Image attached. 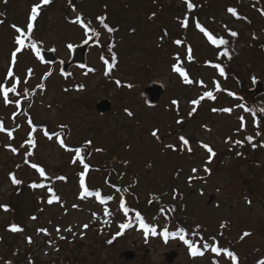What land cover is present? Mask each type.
<instances>
[{
  "label": "rangeland",
  "instance_id": "1",
  "mask_svg": "<svg viewBox=\"0 0 264 264\" xmlns=\"http://www.w3.org/2000/svg\"><path fill=\"white\" fill-rule=\"evenodd\" d=\"M157 2L163 6L162 10L158 9ZM191 2L199 7L198 20L202 27L222 30L227 26L240 33L245 44V49H240V70L248 87L252 86L254 78L263 80L264 56L250 43L254 41L251 37L254 33L261 47L264 45V15L261 14L264 0H238V8L246 16L240 20H234L225 8L237 5L236 0ZM34 3L40 0H0V21H3L0 23V83L4 82L6 69L12 66L11 52L16 47L14 37L17 33L12 25L25 30ZM105 5L109 14L105 22L115 29L111 37L96 19ZM184 8L187 9V5L183 0H84L77 12L85 23L90 21L91 27L100 32L99 45L90 48L84 69L74 67L65 77L60 75L58 64L52 68L43 65L30 50L17 54L13 73L21 81L17 89L19 95L10 93L11 103L6 105L0 94V119L3 120L0 125L15 126L12 138L7 130L0 131V205L9 206L8 211L0 208V264L13 262L15 256L21 260L20 264H213L210 250L203 257L193 258L183 241L174 237L165 239L160 234L166 226L172 228L176 224L165 219L168 214L165 209L164 213L157 212L155 203H149L151 191L160 196L166 194V198L180 208L175 213L185 226L192 221L207 225L215 233L225 222L238 253L249 252L252 258L261 256L264 259V127L260 132L255 128L250 132L262 144L258 152L251 150L244 154V144L235 143L243 139L239 118L244 117L246 128L253 126L254 119L238 107L247 106L238 96L239 83L231 78L224 79L214 68L189 61L183 43H172L175 39L181 40L183 28L179 20L183 18ZM193 11L187 9V39L192 55L199 61L212 60L215 51L197 31ZM155 12L157 16L153 15ZM76 15L66 6L65 0H51L42 5L34 21L33 40L41 42L45 49H55L60 59L68 60V45H78L85 39V30L71 22ZM104 53L110 63L115 53L117 59L112 76L128 82L131 87L118 85L105 75ZM177 54L194 81L192 86L184 85L180 75L172 71ZM29 68L33 69L31 76L27 73ZM90 68L95 71H89ZM151 81L162 83L165 91L157 105L147 107L140 91ZM11 83L9 78L7 86ZM40 83L45 85L43 90L37 88ZM78 85L84 87L78 88ZM217 85L220 89L215 99L202 100L198 109L189 115L197 106L190 101L198 99L205 91L212 92ZM25 89L29 93L27 98L30 97L28 103L22 102ZM225 89H231L233 94ZM17 99L20 110L15 104ZM104 99L111 102V108L101 115L95 105ZM173 100L178 104L173 105ZM259 100L264 104V95ZM24 108L36 123L49 124L52 132L65 125V142L69 147H81L85 140L92 141L85 153V162L91 166L86 184L92 189L100 188L102 197L112 196V200L101 204L95 195L79 198L77 173L83 171V166L79 161L72 162L75 152L61 148L55 136L49 140L44 135L45 129L33 133L34 148L28 144L20 147L32 131L26 120L29 114H24ZM213 108H231V112H214ZM125 109L133 115L128 116ZM14 112L18 124H15ZM177 120L182 123L178 124ZM154 129L158 130L157 137L160 136L162 142L151 135ZM180 136L189 138L188 146L182 144ZM200 142L212 146L220 156L209 163L207 151ZM170 144L175 148H168ZM6 145L17 148V152L13 153ZM189 146L191 152L187 151ZM97 148L103 151L97 152ZM29 150L33 154L25 163V153ZM33 163L44 168L47 179L30 166ZM205 167L210 169V174L204 172ZM193 168L198 172L193 173ZM247 171L253 173L247 174ZM9 173H14L22 183L13 187ZM61 175L66 180L55 179ZM190 176L194 179L189 180ZM39 178L53 187L60 202L47 203L50 196L47 187H29L32 182L38 183ZM133 178L135 183L129 186ZM109 182L113 186L121 185L118 187L121 194L127 193L129 188L134 192L126 198L127 205L143 212L145 221L156 228L157 235L149 233L146 238L138 223L127 220L120 208L121 198L114 194ZM20 186L21 192L14 193ZM172 189L177 191L176 198H171ZM210 196L212 200L208 203ZM105 208L110 215H105ZM33 216L37 219H31ZM13 222L23 231H10ZM122 223L131 226L112 240L121 231ZM84 224L89 227L84 229ZM69 226L72 232L63 231ZM57 227L61 229L59 234ZM38 228H46L48 234L37 232ZM243 229L251 230V234L236 242L233 236ZM27 237L33 242L28 243ZM109 240L112 243H108ZM8 246L18 252L9 253ZM126 251L134 253L132 261L123 260ZM171 252L176 256L168 262L167 254ZM228 259L219 258L221 264H232L231 258Z\"/></svg>",
  "mask_w": 264,
  "mask_h": 264
},
{
  "label": "snow or ice",
  "instance_id": "2",
  "mask_svg": "<svg viewBox=\"0 0 264 264\" xmlns=\"http://www.w3.org/2000/svg\"><path fill=\"white\" fill-rule=\"evenodd\" d=\"M5 2H6V0H5ZM50 2H51V0H40V3H34L31 6L30 13H29L28 18H27V31H25L23 28L15 25V24L12 25L13 29L17 33V35L14 37V44L16 45V47H14V50L11 52V64H12V66H10L7 69V76L4 78V82L0 83V94H2L3 101H4V103L6 105L11 103V101L9 100V93H12V94H15V95H19V93L17 92V88H18V86H19V84L21 82L19 77L15 78L14 82L11 83L10 87L7 86L8 79L14 76L13 66L16 64L17 54L20 53L23 48H32V49L36 48L35 41L33 40V37H32L33 28H34V21L37 20V17H38V15L40 13V9H41L42 5H47ZM183 2L187 5V9L189 11H191L195 7V5L191 2V0H183ZM73 10L75 11V9H73ZM227 11H228V13H230L232 16L236 17L237 19L241 18L238 15L237 10L235 8L229 7L227 9ZM261 14L264 15V11H262ZM0 15H2V14H0ZM153 15H155V14H153ZM96 19L99 21V23L102 25V27L104 29H106L109 33L115 31V29L111 28L107 23H105V20H106L105 16H97ZM71 22L79 24L85 30V34L86 35L88 33H91L92 35L99 36V32H97L95 28L91 27V22L90 21L85 23L84 19L82 18V15L77 14L75 19L73 21H71ZM0 23H3V21H0ZM179 23H180V26L182 28H188L189 20H188L187 15H185V17L182 20H179ZM195 26H196L197 29H199L200 32L204 33V35L208 38V40L213 45L220 46V45H226L228 43V41H226L223 38H219V39L214 38L208 31L205 30L204 27L201 26L199 21L196 22ZM229 31H230V35L232 37H236L238 35V33L235 32V31H231V30H229ZM164 35H167L166 31H165ZM162 39H163V37H162ZM26 41H31V43H27L26 44L25 43ZM174 43L176 45H181L183 43V41L180 40V39H177V40L174 41ZM68 47L72 48L73 46L71 44H69ZM109 51H111V49H109ZM191 51L192 50L189 47L188 48V56H187V59L189 61L192 60ZM221 55L228 56L229 55L228 49L225 48L224 51L221 53ZM37 56H39V52L38 51H37ZM101 59H103V57H101ZM116 59H117L116 55H115V53H113L112 56H111V61H112L111 63H109L107 60L104 61V63L106 64L105 75H108V73L115 66ZM175 60H176V63L172 64V66H171L172 71L175 72V73H178L185 84L194 83V81L189 78L186 70L180 66L181 58H180L179 54L176 55ZM215 67H217L220 70V74L221 75L224 74V70H223V68L220 67L219 64L215 65ZM89 71H95V70L90 68ZM27 73H28V76H31L32 73H33V69H31V68L27 69ZM47 75H49V74H45V76H47ZM24 83H27V80H25ZM116 83L119 85L121 82L119 80H117ZM200 83H203V82L201 81ZM44 87H45L44 83H40V84L37 85V88H39L41 90H43ZM77 87L78 88H83L84 86L83 85H78ZM128 87H131V85H128ZM218 87L219 86L217 85V88ZM28 95H29L28 90L25 89V91L23 93L24 98L27 99ZM206 97L210 98V99H215V97H214V95H213V93L211 91H205L198 99H193V100L190 101V103L192 105H199L200 102L203 99H205ZM15 104H16L17 108H19L20 100L19 99L15 100ZM172 104L176 105V104H178V101L173 100ZM238 107L243 108L244 111H246V112L247 111H251L252 114H253V117L256 116V112H255L254 109L246 108L244 105H238ZM196 110L197 109L195 107H193L192 111L189 112V115H192V113L195 112ZM212 111H214V112H216V111L231 112V108H221V109L213 108ZM262 111H264V110H262ZM125 112H126V114L128 116H132L133 115V113L130 110H128V109H125ZM13 116L14 117L16 116L15 112L13 113ZM239 119H240L241 129H243L245 127L244 117L241 116ZM177 123L180 124V123H182V121L181 120H177ZM28 124H29V126L32 127V131H30L28 133V139L24 143L28 144V145H30L31 147L34 148L36 146V142H35V140L33 138V133L36 131V127L33 125V121H32L31 118H29ZM17 127H19V125H17ZM59 127L61 129H63L66 126L65 125H60ZM3 130H5V129L3 128L2 125H0V131H3ZM259 134L260 133L258 132L257 135H259ZM44 135L49 140L53 139V136H55L61 148H64L66 150L74 151L75 152V156H74L72 162L75 164L77 161H79V163L83 166V171H80L79 173H77L78 178H79V189H80L79 198L80 199H84L87 196H92L93 194L96 196L97 199H99L101 204H104V203H106V201L113 199L112 196H104V197H102L98 190L95 191V192L90 191L89 187L86 184V177L89 174L91 166L88 163L85 162V153H86V149L90 148V146L92 144L91 140H85L84 143H83V146H81V147H76L75 149H69L68 146L65 143L64 138L61 137L59 132H54L52 134H49V132L47 130H45L44 131ZM151 135L153 137H157L158 130L154 129L152 131ZM8 136H9V138H12V131H8ZM245 139L249 143H252V141L254 140V137L253 136H247ZM179 140L182 142L183 145H185V146L189 145V139H187L185 136H180ZM235 143L236 144H242L243 142L242 141H235ZM200 146L202 148H204L207 151V153L209 154L208 162L210 163L212 157H214L216 155L215 151L207 143L200 142ZM256 146H257L256 144H254V143L252 144L253 148H255ZM6 147L10 148V150L13 153L17 152V148L11 147V145H6ZM20 147L23 148L24 144H21ZM167 147L170 148V149H174L175 148V146L171 145V144L168 145ZM96 151L97 152H102L103 149L97 148ZM187 151L188 152L192 151L190 146L187 148ZM32 154L33 153L31 151L25 153V163H28V159L27 158L32 156ZM87 155H90V152L87 153ZM237 155H240V153H237ZM30 166L33 169H36L39 172L41 177H45V179H47V177L45 176V170H44L43 167H41V166H39L38 164H35V163L31 164ZM17 167H19V165H17ZM191 171L193 173H196V172H198V169L197 168H193ZM204 172L210 174V169L205 167L204 168ZM9 176H10V179H11V183L13 185H20L22 183V181L20 179H18L14 173H9ZM55 179L63 181V180H66V177L61 175V176L55 177ZM192 179H194V177L190 176L189 180H192ZM29 187L32 188V189H37V188L43 189V188L47 187V191L50 194L49 198L47 199V203L49 205L53 204L54 202H60V200H61L60 196L55 193L53 187L50 186V185H46L43 182H41V183L32 182L29 185ZM174 192H175V190H174ZM149 203H152V200H149ZM248 203H251V201H248ZM73 207L75 208V207H77V205H73ZM0 208H2L4 211H8L9 210V206L8 205H0ZM120 208L124 210L125 214H127L128 209L125 207V202H124L123 198H121V200H120ZM161 211H163V209ZM104 212H105V215H110V212H109V210L107 208L104 209ZM95 215L96 214L93 213L94 217H95ZM31 219L35 220V219H37V217L33 216V217H31ZM135 219L139 222L140 228H142L144 230V234H145L146 238L149 235V233L151 235H153V236L157 235L156 228L155 227H150V225L145 222V219L141 215L140 212H136ZM130 226L131 225L129 223L120 224L119 227H120L121 231H118L115 234V236L112 237V240H114L116 238V236L121 235L123 229H126V228H128ZM82 227L84 229H87L89 227V225L88 224H84V225H82ZM197 227H199V226H197ZM220 227L224 228V227H226V224L222 222ZM9 230L14 232V233L15 232H19V231H23V229L21 227H19L18 225H16L15 223H13V224H11L9 226ZM36 231L40 232V233H44L45 235L48 234V231H47L46 228H38ZM56 231L59 234L61 232V229L59 227H57ZM63 231L72 232V228H71V226H69L68 228L64 229ZM160 234L162 236H164L165 239H167L169 236H172V237H177L178 236L179 239L181 241H183V243L187 246L189 255L191 257H193V258H195V257H203L205 255L206 251H208L210 249L211 252L216 253L217 256H219L220 253L223 252L224 254H226L228 257L231 258L232 264H238V257H237V255L234 252L229 251L228 249L216 247L215 245H209L208 243H204L203 244V248H201L197 244L193 243L191 240L185 238V230L182 227H178L176 229V231H174V232H169L167 227H165V229ZM250 234L251 233L245 231L241 235L240 239L243 240L245 237L249 236ZM60 238L64 239L63 236H61ZM112 240H109L108 243H112ZM27 241H28V243H32L33 242L31 237H27ZM9 264H10V262H9ZM213 264H219V261L218 260H213ZM257 264H264V259L258 260Z\"/></svg>",
  "mask_w": 264,
  "mask_h": 264
},
{
  "label": "trees",
  "instance_id": "3",
  "mask_svg": "<svg viewBox=\"0 0 264 264\" xmlns=\"http://www.w3.org/2000/svg\"><path fill=\"white\" fill-rule=\"evenodd\" d=\"M83 1L84 0H65V3H66V6L69 8V10L74 11L73 9H75L74 12L77 13V9L82 8ZM236 2H237V5L226 6L225 7L226 10L229 7H233V8H235L237 10L238 15L241 17V18L237 19L236 17L233 16V19L234 20L245 19L246 16H244L243 12L241 10H239V8H238V6H239L238 0H236ZM156 5H157L159 10L163 9V6L160 3L157 2ZM192 10H194L192 13L195 16V22L199 21L198 20L199 7L195 6ZM105 12H106V9L104 8L102 14L105 13ZM182 14H183V18L185 17V15H188V12H187L186 8H184V10H182ZM157 15H158V13L155 12V16H157ZM203 27L214 38H216V39L223 38L226 41H228V43L226 45H220V46L213 45L208 40V38L204 35V33L200 32L199 29L196 28L197 31L199 33H201V35L206 39V41L209 44L210 48L212 50H214L215 53L213 54V59L212 60L199 61V60L194 58V56L192 55V51H191L192 61L195 62V64H199V65L204 66V67L214 68L220 74V70L217 67H215V65L219 64L220 67L223 68V70H224V74L222 75V77L224 79L227 80V79L231 78L232 80L237 81L239 83V85H240V88H239L240 93L238 95L241 98V103H246L247 104L246 108L254 109L255 112H256V116L253 117V114H252L251 111H247V113H250L251 117H253V119L260 120L261 125L264 126V111H262V110H264V104H260V100L258 98H252L250 95H248L246 93V88L248 87V83L245 82V80H243V74H242V71L240 70V62H239V57L241 55V50L240 49L241 48L245 49V44L241 40L240 33L237 30H235V29L228 28L227 26H225L224 29H222V30H220V29L212 30V29L206 28L207 27L206 25L203 26ZM229 30L237 32L238 35L236 37H232L230 35V31ZM108 34H109V37H111L113 35V32H111V33L108 32ZM251 37L254 40V41H251L252 42V43H250L251 46L260 48L261 47V42L259 41V39L256 38L254 33L251 34ZM175 40H177V39H175ZM175 40H173V41L171 40L173 44H175L174 43ZM181 40L183 41V45L182 46H183V48H185V51H186L187 56H188V48L189 47L191 48V45H190V43H189V41L187 39V28H183V31L181 33ZM29 43H31V42H29ZM35 44H36V48L35 49L23 48L22 50H24V49L30 50V51L34 52L35 56L37 57L36 49L38 47H40V46H43V44L41 42H35ZM225 48L228 49V52H229L228 56L221 55V53L224 51ZM249 48H250V50H254L255 49V48H251V47H248L247 49H249ZM191 50H192V48H191ZM105 54L106 53H104V59H103L104 61L107 60V56ZM174 57H176V56H174ZM172 63L174 64L175 61H173ZM180 66L182 68H184L186 70V72H187V68L183 67L182 63L180 64ZM113 70H114V67L108 73V77H109L110 81H115L116 82L117 80H119L121 82L120 85H125V84L128 85V82H122L119 78L115 77L114 75L112 76ZM129 85H131V84H129ZM184 85H188V84L184 83ZM190 86H192V85L190 84ZM219 89L220 88L219 87L217 88V86L215 87V89H213L212 93H213L214 97H216V94H217ZM224 91L227 92V93H231V95L233 94L231 89H225ZM203 100H213V99H210V98L206 97ZM199 106L200 105H197L196 109H198ZM240 132L243 135V139L241 141L244 144V154L248 153L251 150L254 151V152H258L257 149H260V146L262 145L260 143V140L258 139V137L256 138L253 135H251L250 131H248L246 127H244V129H241V127H240ZM247 136H253L254 137V140L252 141V143H249L245 139ZM253 143L257 145L255 148L252 147ZM215 153H216V151H215ZM218 156H220L219 152H218V154L215 155V157H212V158H218ZM251 173H253V172L252 171H247V174H251ZM116 175H118V172H117ZM41 182H43V179L39 178L38 179V183H41ZM132 184L134 185V179L131 180V185ZM108 186L112 190H114V186L110 182L108 183ZM13 187H14V185H13ZM21 190H22L21 186H20V188L17 187V189L14 190V193H20ZM95 190L99 191V188H96ZM174 190L175 189H172L173 194H171V198H174V197L176 198L177 191L175 190V192H174ZM116 191L118 192L119 188ZM151 193H152L151 194V197H152L151 200H152V203H155L156 211L160 212V213H164V211L166 210L168 212V214H167L165 219L167 221L169 220V222H171V223H175L176 224V227L172 226V228L170 226L169 227L166 226L169 232H174V231H176V229L178 227H182L185 230V238L191 240L193 243L197 244L200 247H203L204 243H208L209 245H215L216 247L228 249L229 251L234 252L237 255V257H238V264H257V261L262 259L261 256H257L256 258L250 257L249 256V252L247 254L238 253L237 250L233 247L235 242H234V240L231 239L232 237L230 236L231 235L230 234V230H228V226L227 225H226V227L221 228L220 227L221 224H220L219 225V229L216 230L215 233H212L209 230V227L207 225L203 226V225L193 224L192 221L186 222L187 226H185L183 224L185 222L183 220H179V217H177V214L175 213L176 211L180 210V208H178L173 203V201L168 200L166 198V194H162L160 196L158 193H154L152 191H151ZM130 194H134V192H132L131 189L129 188L128 192L125 193L124 196L129 197ZM124 202H125V207L128 209L127 214H125L126 216H129L128 220L131 221V222H136V223L139 224V222L135 219L136 212H139V211H137L136 208L130 209L129 206L127 205L126 198H125ZM3 205H5V204H3ZM161 207L162 208L165 207V208H163V211H161L162 210ZM140 213L144 217V219H146L145 214L143 212H140ZM170 217L174 218V219H170ZM145 222L147 223V221H145ZM223 223H225V222H223ZM241 223L242 222H240L239 225H241ZM148 224L150 225V223H148ZM197 226H199V227H197ZM150 227H152V226H150ZM206 231L208 232V234H207ZM245 231L250 232L251 230L243 229V230H241V232L238 235L233 236V238H235L236 242L241 240L240 237L243 234V232H245ZM169 237H172V236H169ZM8 247H9L8 248V252L9 253L12 252V251H15V250H13V249H15V248H13V246H8ZM17 252H18V250H17ZM211 254H212L211 255V261L212 262H213V260H218L219 264H221L219 258H225L226 261L229 260L228 259L229 257L226 254H224L223 252H221L219 256H217V254L213 253V252H211ZM13 256H15V255H13ZM14 259L15 260L13 262L11 261L12 264H20L21 260H17L16 256H15Z\"/></svg>",
  "mask_w": 264,
  "mask_h": 264
},
{
  "label": "water",
  "instance_id": "4",
  "mask_svg": "<svg viewBox=\"0 0 264 264\" xmlns=\"http://www.w3.org/2000/svg\"><path fill=\"white\" fill-rule=\"evenodd\" d=\"M97 41L96 36H92L88 38L84 43L74 46L71 49L70 58L67 61L60 60L56 55L53 49L45 50L43 48L39 49V56L41 62L53 65L57 62L60 64V71L62 74L67 75L72 67H80L84 68L87 63V53L89 47L94 45ZM164 92V86L159 82H151L147 87L142 89L140 95L144 98L145 104L148 107H152L156 105L162 98V94ZM248 93L253 97L260 96L264 94V82L259 79L254 81V86L248 90ZM96 110L99 114H104L109 111L111 108V102L108 99H104L98 101L95 105ZM255 125L258 126L259 122L256 121ZM187 138V137H186ZM159 141L162 142V138L158 137ZM212 197L210 196L208 199V203H210ZM176 253L171 252L167 254V261L170 262ZM134 259V253L132 251H126L123 254V260L132 261Z\"/></svg>",
  "mask_w": 264,
  "mask_h": 264
},
{
  "label": "flooded vegetation",
  "instance_id": "5",
  "mask_svg": "<svg viewBox=\"0 0 264 264\" xmlns=\"http://www.w3.org/2000/svg\"><path fill=\"white\" fill-rule=\"evenodd\" d=\"M260 52H261L262 56H264V47H263L262 50H260ZM259 98H260V97H259ZM201 194H202V193H201Z\"/></svg>",
  "mask_w": 264,
  "mask_h": 264
}]
</instances>
